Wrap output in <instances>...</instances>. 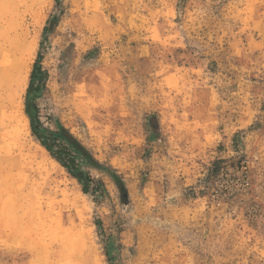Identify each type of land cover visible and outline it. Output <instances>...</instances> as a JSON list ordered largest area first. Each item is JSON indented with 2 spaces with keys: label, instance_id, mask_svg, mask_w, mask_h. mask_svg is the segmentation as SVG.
<instances>
[{
  "label": "rangeland",
  "instance_id": "obj_1",
  "mask_svg": "<svg viewBox=\"0 0 264 264\" xmlns=\"http://www.w3.org/2000/svg\"><path fill=\"white\" fill-rule=\"evenodd\" d=\"M17 41L15 137L55 175L38 199L0 168V264H264V0H0V46ZM28 103L106 168L82 166L101 195Z\"/></svg>",
  "mask_w": 264,
  "mask_h": 264
},
{
  "label": "bare ground",
  "instance_id": "obj_2",
  "mask_svg": "<svg viewBox=\"0 0 264 264\" xmlns=\"http://www.w3.org/2000/svg\"><path fill=\"white\" fill-rule=\"evenodd\" d=\"M17 43L0 46V168L7 169L14 178L20 176L29 184L28 193L40 199L44 197L46 178L55 173L45 158H40L31 146L21 145L15 137L22 124L24 74L32 52V45Z\"/></svg>",
  "mask_w": 264,
  "mask_h": 264
},
{
  "label": "trees",
  "instance_id": "obj_3",
  "mask_svg": "<svg viewBox=\"0 0 264 264\" xmlns=\"http://www.w3.org/2000/svg\"><path fill=\"white\" fill-rule=\"evenodd\" d=\"M27 114L31 120L33 136L40 145L81 184L85 194L101 195L105 190L103 182L82 170L83 165L91 169L106 170L91 151L61 123L57 124L55 130L42 129L39 120L31 112L30 103L27 104ZM109 174L118 188L125 190L122 178L114 172Z\"/></svg>",
  "mask_w": 264,
  "mask_h": 264
}]
</instances>
